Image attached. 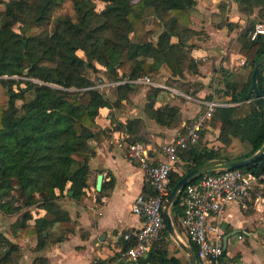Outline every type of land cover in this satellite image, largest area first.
I'll return each mask as SVG.
<instances>
[{
  "label": "trees",
  "instance_id": "obj_1",
  "mask_svg": "<svg viewBox=\"0 0 264 264\" xmlns=\"http://www.w3.org/2000/svg\"><path fill=\"white\" fill-rule=\"evenodd\" d=\"M2 3L0 212L17 215L10 225L12 233L19 239L36 236L39 246L46 239L44 232L54 225L66 233L73 231L72 220L59 201L67 197L78 202L85 193L88 160L94 155L90 141L104 132H94L99 110L123 109L122 101L135 91L130 84L118 85L116 99L111 101L104 92L91 87L88 70L98 63L112 80L142 75L154 80L162 65L180 78L185 72L196 73L197 62L187 44L194 34L189 27V11L195 0H0ZM251 3L262 6L259 13L264 18V0ZM16 24L19 32L14 29ZM149 25L159 30L155 40ZM254 26L238 37L239 52L249 67L247 81L237 84L224 78L223 92L234 104L214 109L209 123L216 120L221 126L211 146L201 144L202 133L196 145L178 151L180 160L187 164L185 173L208 160L227 159L217 151L231 137L247 140L251 146L245 156L235 159L250 156L264 142V112L250 86L253 67L264 58V35L251 39ZM39 27L44 29L37 32ZM130 34L136 40H131ZM172 37L177 40L172 41ZM16 76L19 78L14 79ZM257 85L264 96V66ZM158 94L159 89L153 87L146 93L144 112L150 119L168 128L191 123L182 118L176 106L154 108ZM18 100L22 103L17 108ZM114 129L126 134L129 142L146 140L141 119L116 121ZM86 131L91 133L88 138L84 136ZM240 169L253 175L264 173V154ZM185 173L171 172L170 187ZM183 193L184 189L171 206L176 227L182 214ZM32 207L43 210V215L33 219ZM168 236L165 226L160 240L153 242L146 256L137 262L183 264L171 255L165 242ZM0 241L6 246L0 253V264H4L8 261V245L11 251L16 246L2 234ZM131 243L125 241L121 250ZM175 251L180 252L178 248Z\"/></svg>",
  "mask_w": 264,
  "mask_h": 264
},
{
  "label": "crops",
  "instance_id": "obj_2",
  "mask_svg": "<svg viewBox=\"0 0 264 264\" xmlns=\"http://www.w3.org/2000/svg\"><path fill=\"white\" fill-rule=\"evenodd\" d=\"M261 5L251 0H195L190 9V29L194 34L188 39L190 55L197 62V72H185L183 77L172 76L166 65H162L154 79L179 90L188 97L159 89L154 108L161 105L176 106L184 120H192L204 107L197 100L218 98L229 101L230 95L224 94V78L232 83H245L249 67L240 61L239 35L260 18ZM151 38L155 40L159 30L149 25ZM131 40H136L133 34ZM172 37V41H176ZM96 69L105 70L96 63ZM105 73V72H103ZM112 80V79H109ZM173 81L174 83H170ZM182 82L184 89L175 87ZM169 83V84H167ZM174 84V85H172ZM135 91L129 99L122 101L124 108L103 107L96 118L98 127L94 132L103 130L90 141L94 155L88 160L89 175L85 193L78 202L69 198L61 206L72 220L73 231L66 233L57 225L44 232V242L38 246L36 236L19 239L10 230L17 216L0 214V234L8 245V261L4 264H139L117 256L125 242L126 232L142 226V219L132 214L131 206L139 193L149 192L144 171L137 160L129 156L127 135L114 129L116 121H143L146 140L140 141L148 148L153 161L163 158V145L171 142L181 126L168 128L157 124L144 112L146 93L150 87L131 85ZM155 88V87H153ZM113 89V90H112ZM115 87L107 89V97L114 101ZM210 126H208L209 128ZM207 128V129H208ZM203 132L202 144L209 146L210 134ZM218 135L219 128L213 129ZM91 134V133H90ZM215 134V135H216ZM102 175L100 190L96 188L97 176ZM44 211L35 208L31 211L33 219ZM171 215V208L169 209ZM8 219V228L5 227ZM215 221V220H214ZM224 234L239 230L227 240L225 254L219 264H264V183L252 190L246 208L237 204L230 205L215 221ZM63 236L62 239H57ZM173 257H185L181 251H171ZM6 246L0 241V253ZM173 250V249H172ZM181 259V258H180ZM181 262L184 264L183 260Z\"/></svg>",
  "mask_w": 264,
  "mask_h": 264
},
{
  "label": "built area",
  "instance_id": "obj_3",
  "mask_svg": "<svg viewBox=\"0 0 264 264\" xmlns=\"http://www.w3.org/2000/svg\"><path fill=\"white\" fill-rule=\"evenodd\" d=\"M260 35H264V20L255 24L251 39ZM240 64L244 65L245 60L242 59ZM122 84L155 87L188 97L179 90L152 80L148 75L101 80L91 87L104 91ZM197 101L204 109L197 113L190 124L184 125L171 142L163 145L162 159L153 161L148 148L140 141L127 144L129 156L137 160L144 171L149 192L139 193L133 200L131 212L139 216L143 223L137 230L123 235L125 241L132 243L121 250L120 258L137 261L146 256L153 242L160 240L165 229L161 208L171 191L170 173L176 171V165L181 161L178 151L197 144L201 134L208 128L215 108L234 104L218 98ZM259 183H264V173L253 175L234 168L204 174L184 187L180 199L182 214L175 228L183 240L194 247L200 264H219L224 252L223 234L215 221L232 204L246 208L252 190Z\"/></svg>",
  "mask_w": 264,
  "mask_h": 264
},
{
  "label": "water",
  "instance_id": "obj_4",
  "mask_svg": "<svg viewBox=\"0 0 264 264\" xmlns=\"http://www.w3.org/2000/svg\"><path fill=\"white\" fill-rule=\"evenodd\" d=\"M264 66V58L259 60L253 67L252 74H251V89L255 94L256 100L259 102L263 112H264V96L262 95L261 91L258 88L257 80L260 74L262 67ZM84 136L88 138L90 136V131H86ZM264 154V142L263 144L250 156L243 158V159H211L199 166H196L190 170H188L181 178H179L171 188L170 193L164 200L161 208V214L165 221V226L167 228L168 235L176 242L179 249L187 256L189 264H198L195 250L194 248L187 242L183 240V238L179 235L176 231L174 223L172 221V217L169 213V209L184 189V187L193 179L202 176L204 174L217 171V170H224V169H234V168H241L249 163L255 162ZM102 181V175L99 174L97 176L96 181V188L100 190V185ZM69 195L72 194L71 191L68 193ZM239 230H232L224 234L223 236V250L226 251L227 240L229 237L236 235Z\"/></svg>",
  "mask_w": 264,
  "mask_h": 264
},
{
  "label": "rangeland",
  "instance_id": "obj_5",
  "mask_svg": "<svg viewBox=\"0 0 264 264\" xmlns=\"http://www.w3.org/2000/svg\"><path fill=\"white\" fill-rule=\"evenodd\" d=\"M3 1L6 2L8 0H3ZM4 8H5L4 4L3 3L0 4V15L4 11ZM14 29L17 32H19L20 31L19 25L16 24L14 26ZM42 29H44V28L43 27H39V28H37L36 31L37 32H40ZM78 54L81 55V56L83 55V53L81 51H78ZM103 72H104V70H101V69H98L97 70L96 67H95V69L88 70V73L87 74H88V76L90 77V79L92 80L93 83H97V82H99L101 80H109V78ZM18 78L19 77H17V76L14 77V79H18ZM167 84H169V83H167ZM172 85H174V84H172ZM182 86H184V85H183V83L181 81L179 83L175 84V87H177V88H179L181 90L184 89V87H182ZM102 92H104L105 94H107V89L104 90V91H102ZM26 97L27 98L31 97V93L26 94ZM21 103H22V101H20V100L16 101L17 108L20 107ZM209 126L210 127L206 130V132H208L210 134V137H209L210 140L207 139L206 141L208 143H213V142H215V140H216V138L218 136L216 133H214L213 129L215 127L220 128L221 123H220V121L211 120L210 123H209ZM201 144H202V139H201ZM250 148H251V146H250V144L248 143L247 140L244 141V140H239L237 138H232L231 137L230 142L228 144H226L225 146L218 148L217 153L221 157H226L227 159L233 160L235 158L245 156L250 151ZM186 167H187V164L184 161H180L176 165V171H172V172H175L178 175H182L183 173H185ZM13 193L16 194V191H13ZM65 198L66 197L61 198V200L59 201V204L60 205H61L60 202L66 201ZM31 209H32V211L35 210V207H32ZM0 214L3 215V216L8 217V214L1 213V212H0ZM15 216H17V215H15ZM5 220H6L5 227L8 228V219L6 218ZM176 231L179 233L178 230H176ZM165 242L171 247V251H174V248H178L179 249V247L177 246L176 242L170 236H168V237L165 238ZM175 258H177V259H180L181 258L180 260H183L184 264H189L188 259H187V256H185V257L184 256L183 257H175Z\"/></svg>",
  "mask_w": 264,
  "mask_h": 264
}]
</instances>
